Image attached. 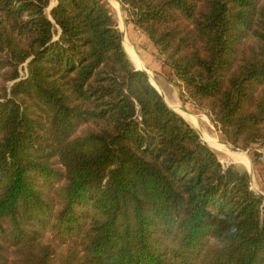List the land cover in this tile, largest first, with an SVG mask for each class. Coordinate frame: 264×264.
<instances>
[{"label": "trees", "instance_id": "trees-1", "mask_svg": "<svg viewBox=\"0 0 264 264\" xmlns=\"http://www.w3.org/2000/svg\"><path fill=\"white\" fill-rule=\"evenodd\" d=\"M55 1L0 0V264H264L249 172L134 66L106 3ZM119 1L228 143L264 144V0Z\"/></svg>", "mask_w": 264, "mask_h": 264}, {"label": "rangeland", "instance_id": "rangeland-1", "mask_svg": "<svg viewBox=\"0 0 264 264\" xmlns=\"http://www.w3.org/2000/svg\"><path fill=\"white\" fill-rule=\"evenodd\" d=\"M104 3H106L108 5V7L110 8L111 10V13L113 14V17H114V20H115V23L117 25V27L119 29H121V26L123 27V24L121 23V17H122V14L119 16V12L113 7V5L110 4L109 0H102ZM56 1L55 0H51V4L48 8V11L50 12V7L53 5H55ZM120 5H121V10L123 12V19H124V23H125V30L127 28L128 31H130L133 35V37L136 39H139V35L140 33H138V29L133 26L132 22L129 21V17L127 15V12L124 10L121 2L119 1ZM52 6V7H53ZM123 30V29H122ZM126 36V35H125ZM142 36V34H141ZM127 39L129 41V38L127 36ZM125 43V41H123ZM130 43V41H129ZM142 44V43H141ZM143 45V44H142ZM131 47H133L131 44H130ZM155 46V45H154ZM156 47V46H155ZM126 48V46H125ZM158 50V48H157ZM158 53V51H157ZM162 56V55H161ZM161 56L158 55V58H160ZM160 62L161 64L159 66L165 68L162 69V72L164 71L165 74L167 73V71L169 70V67H165V64H163L162 60L160 59ZM168 76L167 78V82L170 84V89L171 91H169L168 89L166 90L168 93V96L167 98L173 100L176 104H179L180 106H184L186 108H188L191 113H195L199 116H205L208 121H201L200 122V126H196L198 127L201 131L204 130L207 134H209L210 136H216L218 142L220 144H230L226 141L225 137L222 135L220 129L218 128V126L216 125L215 121L212 119V117L207 113V111L205 110H198L195 108L194 104L188 99L187 95L183 92V90L180 88V86L178 85V79L174 76V74L170 73V74H166ZM165 75V76H166ZM153 78V77H152ZM166 78V77H165ZM154 79V78H153ZM164 92V91H163ZM170 93H172L173 95L172 96H169ZM165 94V93H164ZM175 97V98H173ZM165 99H166V96H165ZM167 101V99H166ZM168 102V101H167ZM169 104V103H167ZM169 106H171L169 104ZM172 107V106H171ZM176 109V108H175ZM190 123V122H189ZM191 124V123H190ZM192 126H194L193 124H191ZM195 127V126H194ZM201 138L210 146L212 147L214 150H216L223 166L226 168L228 166H231L237 170H240V171H244V170H248L244 164L240 163L239 161H237L236 159H234L232 156H231V151L229 149H223V150H218V149H215L214 146H211L210 142L207 140H205L203 138V136H201ZM221 141V142H220ZM222 144V145H223ZM241 152H244L247 157L252 161V157L254 156V153H259L260 155H262L264 157V144L263 143H255L253 144L250 148H248L247 150H244V149H241L239 148ZM248 164V163H246ZM252 184V183H251ZM55 186H57V183L55 184ZM253 188V187H252ZM256 189V188H255ZM254 189V190H255ZM256 191V190H255ZM51 195H53V193H51ZM44 235H45V239L48 240V241H53L54 243H58V240L55 239L54 237V232H52L51 230H45L44 231ZM61 249H65L66 248V245H61L60 246Z\"/></svg>", "mask_w": 264, "mask_h": 264}, {"label": "crops", "instance_id": "crops-1", "mask_svg": "<svg viewBox=\"0 0 264 264\" xmlns=\"http://www.w3.org/2000/svg\"><path fill=\"white\" fill-rule=\"evenodd\" d=\"M117 1L119 2V0H117ZM109 2L111 5H113V7L117 11H119V16L122 14V17L121 16L120 17L122 19L121 23L123 24V27L121 26V29H119V30L123 29L122 31L124 32V36L126 35L125 36V46H126V48L128 46L129 50L126 48L125 49L129 55L131 61L133 62L134 66L141 69V70L146 69L148 71V73L150 74L151 81L153 82V84H155L160 90L164 91L165 96L167 97L168 93H166L167 92L166 90L168 89L169 91H171V89H170V84L167 82L168 76L166 74L167 73L170 74L171 70L169 68V70L167 71L166 74L164 71L162 72V69L165 70V68H164V66L163 67L159 66L161 64L160 59L163 62V57L161 56V53L159 52V50H157V47L154 46V44L151 42V40L148 38V36L145 33H143L141 30H139L138 28H137L138 33H140L139 39H137V38L135 39L133 37L132 33L127 30V28L125 30V23H124V19H123V12L121 10V6L120 7L115 6L111 2V0H109ZM119 5H120V3H119ZM133 26H134V24H133ZM141 34H142V36H141ZM127 36L129 38L130 43L127 39ZM130 44L133 47H131ZM157 51H158V53H157ZM130 54H131V56H130ZM158 55L161 57L158 58ZM134 59L139 62V66L135 65V63L133 61ZM163 64H165V63L163 62ZM165 67H168V66L165 64ZM172 95L173 94L170 93L169 96H172ZM173 98H175V97H173ZM223 145L226 146V144H223ZM226 148H227V146H226ZM229 150L232 152L231 156L237 160V158L235 156L237 152H235L231 149H229ZM246 157H247V155H246ZM247 159H248V164L243 163L239 160H237V161L244 164L245 167L248 169L247 171L249 172V175L251 178V183H252L251 186L253 187V189L256 188L255 189L256 191H259L264 195V157L262 155H260L259 153L255 152L254 156L252 157V161L249 158H247Z\"/></svg>", "mask_w": 264, "mask_h": 264}, {"label": "bare ground", "instance_id": "bare-ground-1", "mask_svg": "<svg viewBox=\"0 0 264 264\" xmlns=\"http://www.w3.org/2000/svg\"><path fill=\"white\" fill-rule=\"evenodd\" d=\"M111 2L117 7L121 6V5H119V2L117 0H111ZM124 41H125V36H124ZM124 46H125V43H124ZM126 49L129 50L128 46ZM130 56H131V54H130ZM133 61H134L135 65L139 66V62L137 60L134 59ZM166 99L170 105H172L174 108H176L187 119V121L190 122L191 124H193L195 127L196 126L199 127L201 125L200 124L201 121H208V119L205 116H199L193 112L187 113V112L180 109L181 106L179 104H176L174 101H172L171 99H169L167 97H166ZM201 132H202L203 138L205 140L207 139L210 142L211 146H214L216 149H219V150L226 149L227 145L225 146V145L220 144L218 142L216 136H210L204 130H202ZM227 149H229V148L227 147ZM235 152H237L235 155L237 160H239L243 163H248V159H247L248 157H246V154L244 152H241V151H235Z\"/></svg>", "mask_w": 264, "mask_h": 264}, {"label": "water", "instance_id": "water-1", "mask_svg": "<svg viewBox=\"0 0 264 264\" xmlns=\"http://www.w3.org/2000/svg\"><path fill=\"white\" fill-rule=\"evenodd\" d=\"M53 6V5H52ZM52 6L50 7V9L52 8ZM120 32H121V35H122V38H123V41H124V32L122 31V30H120ZM124 43V42H123ZM125 47V46H124ZM126 50V49H125ZM137 68V67H136ZM137 69H139V68H137ZM142 70H144L148 75H149V78H150V81H151V77H150V74L148 73V71L146 70V69H142ZM151 83L153 84V82L151 81ZM157 89H158V91L161 93V95L165 98V94H164V92L162 91V90H160L155 84H153ZM165 101H166V99H165ZM167 102V101H166ZM168 103V102H167ZM169 105V104H168ZM171 107V106H170ZM173 110H175L176 112H178L181 116H183L177 109H175L174 107H171ZM180 109L181 110H183V111H185V112H187V113H191V111L188 109V108H186V107H184V106H181L180 107ZM184 117V116H183ZM185 118V117H184ZM186 119V118H185ZM187 120V119H186ZM194 127V126H193ZM196 129H197V131H198V133H199V135L200 136H202V132H201V130L198 128V127H195ZM227 145V147L229 148V149H231V150H233V151H239L240 149L239 148H236V147H234L233 145H231V144H226ZM257 193H259V194H262L261 192H259V191H256ZM263 195V194H262Z\"/></svg>", "mask_w": 264, "mask_h": 264}]
</instances>
